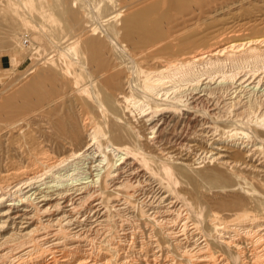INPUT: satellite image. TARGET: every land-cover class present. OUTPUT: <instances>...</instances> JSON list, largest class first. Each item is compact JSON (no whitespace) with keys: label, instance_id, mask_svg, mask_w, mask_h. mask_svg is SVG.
Returning <instances> with one entry per match:
<instances>
[{"label":"bare ground","instance_id":"6f19581e","mask_svg":"<svg viewBox=\"0 0 264 264\" xmlns=\"http://www.w3.org/2000/svg\"><path fill=\"white\" fill-rule=\"evenodd\" d=\"M77 1L49 0L36 10L72 31L84 18ZM192 1L165 0L127 15L108 2L107 20L123 17L120 26L96 38L86 33L95 27L85 29L65 45L69 63L88 53L94 79L75 80L55 97L45 85L56 73L36 59L29 79L1 98L4 127L30 116L31 138L70 151L60 162L73 172L50 167L19 177L0 154V264H264V202L239 183L249 173L264 185V32L227 36V21L199 32L198 15L170 25L173 10ZM75 93L83 96L79 106ZM99 113L111 119L99 124ZM169 125L191 126L190 143L177 141L168 152L154 145ZM205 165L216 170L190 173Z\"/></svg>","mask_w":264,"mask_h":264},{"label":"rangeland","instance_id":"374dc122","mask_svg":"<svg viewBox=\"0 0 264 264\" xmlns=\"http://www.w3.org/2000/svg\"><path fill=\"white\" fill-rule=\"evenodd\" d=\"M9 1L11 2V4L9 3ZM19 1L17 3L16 0H12V1L6 0L5 5L9 4V6H8L9 9H8V8H5V6L3 8L5 1L3 0V2H4L3 3L0 0V2L3 3V4H1L2 6H0V57H5V59H8V58L10 59V60H8L9 64L6 63V65L7 64L10 65V63H11V66L9 68L6 67L5 69L0 70V103L2 102L1 98H4L7 95H9L10 93H12L14 91V89H16L22 83H24L26 80L29 79V77L31 75H27L26 70L31 65H33V63H34V61H36V59H37V62H39L38 64H40L39 67H41V69H49V70L52 69V71H54L56 73L55 74L56 76H54V79H52L50 81L48 80L46 82V85H45L46 88L48 87L47 89H49V90L54 89L55 90V92L53 94L55 97L59 96V95H63L64 94L63 92H66L67 89L74 84L73 82H75V80L80 79L78 82H80L79 84L81 85V83L84 84V83L91 81V79H94L95 75H96V63L92 62L89 59L88 53H86V52L81 53V54L79 53L77 59L75 57H73L74 60L72 59V61L70 62L71 64H70L69 58L65 57V56H67V57L69 56L70 60H71L70 54L65 50V47H66L65 45H68V43L71 41V39L73 40L75 37H77L76 35L80 34V32H85L86 30H89L92 27H95L96 30H94V31L89 30L88 32H86L89 34V35L86 34L89 36V38H96V37L102 35L101 32L106 31V29L108 28L107 26H109L110 24H116L117 27H119L121 24V19L123 17L118 18L115 21H113V19L107 20L108 17L106 16V14L107 13L109 14L114 9L111 6L106 7V4L108 2L109 3L112 2V3L117 4L118 6L116 5V8L122 7L121 10H122V14H124V15H127L130 12L140 10V9H142L146 6H149L153 3H156V2L161 3L160 7L165 5V3L163 2L165 0H103V2H102V0L101 1L100 0H78L77 2H80V3H78V5L76 7H73V8H74V10L82 11V13H84V18H82V22L80 23V25L76 29H73L72 31H67V29L65 28L66 23L64 22V20H60L56 16H51L52 19H50V17H47V16L42 17L41 15L38 14L37 10L40 9L41 11H44V7L46 9L49 0H26V1L25 0H19ZM193 1H195V0H193ZM193 1L189 4V7H187V9L185 11H183L182 13H179L176 10H173L174 14H171L172 15V17H171L172 23L170 25L173 26L175 23L177 24L178 22H182V21L184 22L185 19L187 20V18L190 15L195 16V18L198 15L197 16L198 19L197 18L195 19V21L197 20L198 23L195 22L196 25L194 26L193 30H196L199 32L204 31V33H205L206 31L208 32V30H213L215 28H216L215 30L220 29V28H222V25L220 23H223V22H225V25H224L225 28H226V25L228 24L227 28L229 30L227 29V31H228V33L226 32L227 36L228 35L229 36L235 35L236 33H238L236 35L251 36V34L256 35L258 33V35H259V34H263V32H264V0H238V1L233 0V2H232V0H230V1L229 0H224V1L213 0L209 3H207V2L210 0L203 1V2L202 1L201 2L196 1V3ZM215 1L218 2V7L215 6V5H217V3L216 4L213 3ZM226 1H228V2H226ZM12 3H15V4H12ZM79 4L80 5L82 4V8H80ZM206 5H207V7H206ZM224 5L227 7H225ZM99 6L103 9H99L100 8ZM222 6H223V8H222ZM10 7H12V9ZM104 7H106V8H104ZM194 7H196L195 10H193ZM14 8H15V10H13ZM208 8H211V9H208ZM215 8H218L217 11H214ZM104 9H106V10H104ZM12 10L14 12L10 13V12H12ZM1 11H2V13H1ZM15 12H18L19 14L23 15L22 18H24L26 20L23 21L21 17L17 16L18 13L16 14ZM98 12H100V13L98 14ZM188 12H191V14L190 13L188 14ZM14 13L16 15H14ZM101 13L102 14L105 13L104 15L106 17L104 15H102ZM200 13H202L201 15L206 14V16L204 15L205 18H204V16H201ZM209 13H210V15H209ZM212 13H214V14H212ZM85 14L87 15L86 17H85ZM101 15L104 17H102ZM183 15L185 18L183 17ZM213 18H216L218 21L213 23V21H212ZM223 18H224V20L225 19L226 20L224 21ZM205 19H207V20H205ZM226 21L228 22L227 24H226ZM230 21H233V23H231ZM211 22H212V25H210ZM229 22L231 23V25L229 24ZM246 22H248L249 25ZM117 23H119V24H117ZM236 23L239 24V26ZM241 23H244V25ZM86 24H88V25H86ZM89 24H91V25L89 26ZM185 24H188V23H185ZM197 24H198V26H197ZM200 24H203V25L200 26ZM213 24H214V27H213ZM232 24H236V25H232ZM240 25L242 26L241 28H240ZM163 26L166 28V27H169V24H163ZM228 26H233V27H228ZM236 26H238L240 28V30ZM202 27H204V30ZM100 28L102 31L100 30ZM198 28H199V30H198ZM210 28H212V29H210ZM35 29L37 30V32ZM98 30H99V32H98ZM229 32H231V33H229ZM35 33H37V34H35ZM44 35H46V36H44ZM39 36H41V37H39ZM50 38H52L53 40H49ZM24 39L28 40V46H26V47H24L22 45V41ZM54 41L57 43H55ZM66 41H67V43H65ZM78 48H80V46ZM62 49L64 51H62ZM65 52H67L68 54ZM63 53H65V55ZM61 54H63L64 56L62 55V57H61ZM80 58H82V59H80ZM38 59H40V60H38ZM51 61L54 63H52ZM48 64H50V65H48ZM52 64L56 65V67L54 65L55 69H53L54 67H52L53 66ZM68 64L70 66H68ZM56 68L57 69L59 68L58 71L56 70ZM83 68H84V70H82ZM60 69L62 70L63 75H62V72H60ZM64 69H65V71H63ZM72 71H74V72H72ZM76 73H78L79 76H78V74L76 75ZM66 74H69V75L67 76ZM72 74H74V76ZM89 76H90V80L88 78ZM76 77L77 78L79 77V78L77 79ZM85 80H86V82H85ZM61 92H62V94H60ZM53 95H52V97H54ZM73 95H75V96H73ZM73 95H72V98L74 99V102L76 101L75 104L79 106L80 102L82 101L83 96L80 98L79 96H81V94L79 95V93H78V95H77V93H75ZM100 115L101 114L99 113L98 116L96 117V122H99V124H104V122L106 120L108 121L111 119V117L109 118L108 116L105 119V117H103L102 115H101L102 116V118H101ZM28 118L31 119L30 116ZM100 118H101V120H100ZM103 118H104V120H103ZM20 119L21 118H19V116H18V118H16L14 120V123H15V124H13L14 127H11V130L13 132L10 130L9 126H5V127H9V128H5L4 127V125H5L4 121L0 120V145H3L2 147L0 146V154H2L1 156H3L2 157V159H4L3 165L6 167V169H9V170L11 169L10 171H12V170L16 171V173H18L19 177L26 176L27 174L31 175L35 172L42 173V172L46 171V169L49 170L50 167L53 168L52 172L48 171L42 177H47V175H50V173H54L56 175H60L61 173H63V176L66 175L65 172H67V174H69L68 172L72 173L73 167H71L72 166L71 164L69 165L68 163H65V162L61 163L60 162L61 158L68 155V153L70 151L62 150L61 152H57V151L53 150L51 147L48 148L49 146L42 139H38V140L34 141V139H32L31 137H34L36 135L35 131H36L37 125L34 123L33 120L27 119V121H26V120H22V119L20 120ZM16 121H17L18 125H17ZM101 121L103 123H101ZM22 127H23V129H22ZM104 127L106 129L107 125H105ZM190 127L191 126L184 125L182 128H180V126L173 127L172 125H169V126H167L165 131L162 133V135H163L162 138L160 137L159 139H157L159 141V143H157L158 142L157 141L154 145L158 146L159 148H161V147L165 148L166 146L169 147L168 149L165 150V152L174 150L171 147V145H173V144L176 145L179 141H180V143H182L183 140H184V142H189L191 140L193 130L191 132L190 130L192 129V127H191V129H190ZM179 131H181V132L179 133ZM177 132H178V134H177ZM181 133L183 135H181ZM185 135L188 137H186ZM189 135H190V137H189ZM28 138H29V140H28ZM173 140H175L176 142L175 141L173 142ZM161 145H163V146H161ZM175 145H173V146L175 147ZM46 149H47V151H46ZM177 152L178 151H174L172 154L177 153ZM187 156H188L187 161H191L190 160L191 158L189 159L190 155H187ZM33 157H34V159L35 158L36 159L34 160ZM187 161H185V162H187ZM58 162H60V163H58ZM9 164L10 165L12 164L13 166L12 165L10 166ZM194 167H196V165H194ZM59 168L60 169L62 168L60 170L61 172L58 171ZM70 168H71V170H70ZM14 169H16V170H14ZM66 169H68L70 171H68V170L66 171ZM193 170H194V168H193ZM199 170L200 171L211 170L214 172L216 169H215V166L205 165L204 168L203 167L199 168V169L197 168L196 170H194V173H193V171H191L190 173L194 174L195 176L196 175L198 176ZM94 173H95V171H93V174ZM243 176L245 178L240 180V182H239L241 187L244 188L245 190H249V191H252V189H253V192H256L255 195L257 196V198L259 200H261L262 202H264V196H261V195H264V185H262V182L260 180L253 178V176L249 173H244ZM199 179L201 180V178H199ZM186 184L187 183H185V186H188V184L187 185ZM205 184L206 183L204 182V185ZM203 187H202L203 192L207 191L209 193V191L207 190L208 189L207 186H205L206 188L205 187L203 188ZM258 194H259V196H258Z\"/></svg>","mask_w":264,"mask_h":264},{"label":"crops","instance_id":"0c3cea01","mask_svg":"<svg viewBox=\"0 0 264 264\" xmlns=\"http://www.w3.org/2000/svg\"><path fill=\"white\" fill-rule=\"evenodd\" d=\"M8 60H10V59L9 58L5 59V57H0V70L5 69L6 67L9 68L11 66V63H10V65H8L9 64ZM6 63H8V64L6 65Z\"/></svg>","mask_w":264,"mask_h":264},{"label":"built area","instance_id":"2783aa9c","mask_svg":"<svg viewBox=\"0 0 264 264\" xmlns=\"http://www.w3.org/2000/svg\"><path fill=\"white\" fill-rule=\"evenodd\" d=\"M27 43H28L27 39H24L23 40V45H27Z\"/></svg>","mask_w":264,"mask_h":264}]
</instances>
